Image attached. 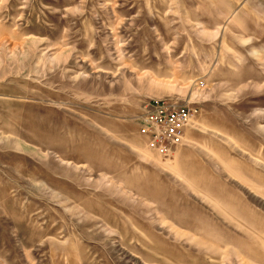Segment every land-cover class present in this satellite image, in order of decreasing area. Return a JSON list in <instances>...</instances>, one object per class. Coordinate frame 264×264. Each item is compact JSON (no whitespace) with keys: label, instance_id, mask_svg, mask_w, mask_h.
Instances as JSON below:
<instances>
[{"label":"rangeland","instance_id":"374dc122","mask_svg":"<svg viewBox=\"0 0 264 264\" xmlns=\"http://www.w3.org/2000/svg\"><path fill=\"white\" fill-rule=\"evenodd\" d=\"M0 264H264V0H0Z\"/></svg>","mask_w":264,"mask_h":264},{"label":"built area","instance_id":"2783aa9c","mask_svg":"<svg viewBox=\"0 0 264 264\" xmlns=\"http://www.w3.org/2000/svg\"><path fill=\"white\" fill-rule=\"evenodd\" d=\"M196 114L188 100L154 101L139 117V134L148 150L169 158L182 144L184 131Z\"/></svg>","mask_w":264,"mask_h":264}]
</instances>
